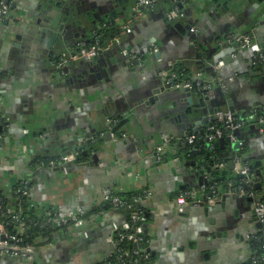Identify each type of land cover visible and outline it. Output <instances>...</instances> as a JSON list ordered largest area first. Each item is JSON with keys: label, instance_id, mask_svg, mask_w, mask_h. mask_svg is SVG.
Here are the masks:
<instances>
[{"label": "crops", "instance_id": "0c3cea01", "mask_svg": "<svg viewBox=\"0 0 264 264\" xmlns=\"http://www.w3.org/2000/svg\"><path fill=\"white\" fill-rule=\"evenodd\" d=\"M55 1L75 8L79 19L85 17L86 22L81 19L85 29L99 18L115 24L127 23L139 0ZM42 2L12 0V19H30ZM219 2L222 8L211 0L181 1L186 18L179 22L185 28L199 30L193 34L173 29L178 22L171 25L166 21L169 8L165 0H160L154 9L142 10L131 36L125 39L130 53L153 49L140 62L124 58L118 48H113L100 55L96 64L80 60L62 74L55 71V57L62 49L76 50L86 40L80 26L67 23L70 27L65 29L64 42L50 47V36H40L37 29H30L29 23L14 32L15 18L4 21L0 25V195L12 206L16 187L27 181L30 199L42 213L52 208L92 211L104 206V189L127 193L149 188L154 197L148 206L150 218L144 231L153 257L151 264H246L254 241L261 239L260 229L254 230L256 220L251 202L223 193L214 204H192L181 214L176 195L180 187L197 181L189 175V160H178L176 143L168 148L162 164L157 163L155 156L156 149L167 138L177 139L178 134L193 129L185 108L179 109L184 98L180 101L173 96L167 102L161 99L173 92L161 91V79L168 73L165 68L182 70L190 59H195L196 48L207 66L215 64L217 53L213 49L217 40L224 36L231 45L237 43V28L241 34L250 31L264 44L261 11H251L250 4H244L242 9L234 0ZM224 2L228 7H223ZM114 12L117 15L112 21ZM88 13L93 17L89 18ZM43 14L47 16V10ZM50 50L54 55L49 56ZM243 51L234 54V63L223 70L230 76L229 84H225L227 90H210L206 94L207 105L217 110L234 107L235 114L247 120L238 129L237 140L253 160L262 161L264 170V123L257 116L264 109V105L260 107L264 102V84L262 77L246 73L251 71L247 65L252 54ZM91 68L95 70L92 72ZM203 75L205 79L213 77L207 72ZM156 90L161 91L159 100L147 103L155 98ZM109 108L124 118L128 114L130 121L122 132L129 133L135 126L133 131L138 139L130 138L132 141L127 142L125 138H111ZM229 147L226 144L222 153ZM74 150L90 152L79 163L83 165L69 167V163L60 169L44 162L58 161ZM224 164L223 169H227L228 162ZM124 219V215L111 210L88 228L87 239H78L69 229L56 232L50 239L39 238L38 264H106L114 252L110 241L112 225ZM20 226L16 229L20 230ZM0 264L26 263L0 259Z\"/></svg>", "mask_w": 264, "mask_h": 264}, {"label": "built area", "instance_id": "2783aa9c", "mask_svg": "<svg viewBox=\"0 0 264 264\" xmlns=\"http://www.w3.org/2000/svg\"><path fill=\"white\" fill-rule=\"evenodd\" d=\"M160 0H139L136 3L134 8V13L127 23L121 25L122 27V37H116L108 45L109 49L112 46H121L123 42V37H127L132 33V28L135 22L141 17L142 10L145 9H154ZM186 2H198L206 0H185ZM180 4L181 1H180ZM12 1L9 0H0V25L4 21L11 18L12 13ZM167 18L169 21L179 22L183 21L186 16L182 10L177 6L168 12ZM193 34H198L199 30L196 28H191L190 30ZM240 46L244 49H249L255 53H260V61L264 63V48L258 44L254 37L251 34H242L236 40ZM153 49L145 48L143 53L135 54L130 53L127 49H122L121 54L127 56L133 62H140L144 55L148 54ZM104 51L97 43L87 46L82 44L76 54L69 55L70 61H76L79 59H85L87 61H93L98 54ZM223 66V62L217 61L214 64L215 70L219 71ZM196 81V87L199 90L209 91L215 87H220L222 90H227L225 83L222 80H217L215 83L202 82L201 78ZM165 86L171 90H177L180 88H187L190 90L194 89V83L190 80H179L178 73L175 69L168 71V73L163 78ZM216 116L218 118L217 123L229 129V131H236L243 126L237 120V115L231 110H217ZM110 124L114 123L109 120ZM236 122V124H234ZM259 122L264 123V118L261 117ZM214 131V132H212ZM224 132L223 129L218 126H213L209 129V133L205 135V140L210 144L223 138ZM230 140L232 142L238 141L236 136L230 134ZM198 140L196 135H186L180 138L181 142H188L189 144H194ZM178 142V139L167 138L163 145H160L157 148L158 158L157 161L161 162L163 159V154L171 147L174 143ZM242 146V144H241ZM75 160V156L71 153L64 154L60 157L58 161H50L51 167H58L59 164L62 166L69 164ZM236 166L240 174L243 177V186L234 187L232 182L229 183L228 188H222L223 192L226 194L237 195L242 198L251 199V208L253 211L254 218L256 222L261 224L260 236H264V192L259 193L254 188L255 185L261 183L260 179L253 174L248 166H241V160L237 159ZM264 178V176H263ZM24 186L18 189V194L23 197L30 196V187L27 182H24ZM217 186H212L207 188L205 186L200 187L194 190H187L180 192L177 196V204L179 206V211L183 212L184 209L194 201H202L206 198L209 204H214L218 198ZM211 194V195H210ZM223 195V194H222ZM102 197L104 204L109 205L113 208L114 211L124 213L128 216V219L123 223H113L112 225V236L110 238L111 243L114 245V252L111 258H115L118 264H146V261L150 259V251L146 246V239L144 237L143 223L146 221L145 214L142 210L136 209V206L140 204H149L153 199V192L149 189H143L131 198H123L118 195L113 190L104 189L102 191ZM221 198V197H220ZM90 211H87L84 208H78L73 210H65L63 208L58 209H49L44 211L45 220L42 222L41 227L46 229H60L66 228L74 233L78 239H87L89 237L88 228L91 225L96 223V220L103 213H98L91 218H87V215ZM8 213H12L11 210H8ZM42 213V214H43ZM14 221L17 224L21 225L20 230L17 229L16 232L8 230L5 224L0 221V256H7L16 259H22L29 264H38L39 263V253L37 249L30 245L25 244L22 239V235L25 233L24 225L19 222V214L13 216ZM19 230V231H18ZM50 239V237H48ZM45 238V239H48ZM125 243H130L131 248L129 250L125 249ZM124 246V247H123ZM110 258V260H111ZM110 260L106 264H111ZM253 263L264 262V256L258 257L256 253L252 252L248 261Z\"/></svg>", "mask_w": 264, "mask_h": 264}, {"label": "water", "instance_id": "95a60500", "mask_svg": "<svg viewBox=\"0 0 264 264\" xmlns=\"http://www.w3.org/2000/svg\"><path fill=\"white\" fill-rule=\"evenodd\" d=\"M43 2L41 4L38 5L37 7V13L35 16H31L30 19H26V18H15L12 17L10 19H12L14 22V28L13 31L16 32L19 29H22V26L24 25H30V29L31 30H36L37 33H40V36H50V47H54V45L56 44H61V42H64V38H65V29L69 28V22H71L72 26H80V31H81V36L82 38L87 37L85 42L86 43H92L95 42L96 40V33L100 32L101 29H103L102 27V22L104 23V20L102 18H99L98 20H96L93 24H95L94 26H88L85 29L82 27V21L84 20V18L82 17L83 20H80L78 16V13H76L75 8H71L69 7L68 3L66 2H56L55 0H42ZM208 1V0H207ZM213 3L217 4L220 8L221 7V2H219L220 0H211ZM235 3L240 6L242 9H244V7L246 5L244 4H250L251 11H255V12H260L261 11V16L264 17V0H234ZM223 7H228L227 3L224 2L222 3ZM51 9V10H50ZM47 10V16H44L43 11L46 12ZM49 11V13H48ZM88 17L91 18L93 17L92 14L88 13ZM117 15L116 12L113 13V19L112 21H115V16ZM166 16V14H165ZM260 16V17H261ZM98 18V16H96ZM28 18V17H27ZM166 21L168 23H170L171 25H174L177 22L174 21H169V19L166 17ZM9 22V21H8ZM27 22V24H26ZM43 22L45 23V25L43 26ZM83 22H86L85 20ZM109 21H106V24ZM114 24L116 22H113ZM42 25V27H40ZM119 25V24H118ZM122 25V24H121ZM40 29V30H38ZM174 30H178L179 32L182 33H187L188 31H190L191 28H185L181 22H178L175 25V28H173ZM240 29V28H239ZM239 29L237 28L235 30V32H237L236 37L234 38V41H236L242 34L239 32ZM34 32V31H33ZM248 31H246L244 34H246ZM250 32V31H249ZM251 33V32H250ZM132 34V33H131ZM130 34V36H131ZM91 36V37H90ZM20 37H18L17 39H19ZM191 38H196V35H192ZM255 39V38H254ZM47 40V39H46ZM255 41L260 44L261 47L264 48V44H262L260 41L256 40ZM85 43H80L78 48L76 50L79 49V47ZM217 47H215V49H213V52L217 53L215 59H217V61L223 62V66L219 71L215 70L214 64H211L209 66H207L206 63H204L202 61V56L199 55V52L197 50V48L194 51L195 54V59H190L189 61H191L190 63H188V65L184 68H182V71H188L189 72V77L192 78V81L194 83V89L190 90L187 88H180L177 90H171L168 87L165 86V82L163 79H161L160 84L162 83L161 86V91L162 92H166L168 91H173L170 92L167 96H163L161 97V99L163 101L167 100H171V98H173V96H175V98H177L178 100H182V98H184L183 100V104L179 105V109L182 110V106L185 108V113L188 115L187 116V121L188 123H192L191 127H193V129L188 130L187 132H185V134H178V142H176V145H174V150L175 152L178 154V160L183 161V159H187L189 161H187V166L191 167V170H189V175L195 180L197 179V181L192 182L191 184H188L187 186H182L180 187L181 191L178 192V195L180 192L183 191H187V190H194V189H198L200 187H209V186H217V194H218V198L220 199V197H222V194L224 193V190H221L222 185L221 183H223L226 180H232L230 178L234 176H238L243 178L244 176L242 174H240L239 172L236 171V162L237 159H240L242 163H247L250 165L251 169H255L257 171V173L259 175L264 176V170H262L263 167V163L262 161L259 160H253L252 156H249L248 153H243V148L241 146V143L236 141V142H232L230 139L228 141H226L224 138L219 139L218 141L214 142L213 146L212 144H210L209 142H207L205 140V135L207 133H209V129L211 127H213V123L214 121H217L218 118L216 116V111H217V107H210L208 108L207 105V101L209 100L208 97H206V94L209 91H205V90H198V92H196L195 89V85H196V81L199 79L198 77L201 78L202 82H209V83H216V81L218 80H222L225 84H229L227 83L228 80L230 79V76L228 77V75H225L223 70L230 67L235 59L233 58V55L237 53H240V51L244 52L243 50H247L250 51L252 54V57L250 58V63L247 65L248 67H250L251 71H247L246 73L249 76H259L262 77L263 84H264V63H262L260 61V53H255L249 49H244L240 46V44L237 42L233 45H231L230 39H227L226 37H220L219 40H217L216 43ZM16 47H19L18 44H16ZM113 48H118L119 51L120 50H124L127 49L128 47H126V45H121V46H112L110 47L109 50L113 49ZM76 50L69 52L66 49H62L60 50V52L57 54V56L55 57V71L59 72L60 74L62 73H66L68 71V67L67 64H74L75 62H78L80 60H85V59H79L76 61H70L68 59V53L70 55H74L76 54ZM102 53L100 55H102L104 51H101ZM264 53V50L263 52ZM54 55V51L50 50L49 52V56ZM121 56H123L121 54ZM157 56L160 58V54H157ZM124 58H129L127 56H124ZM130 59V58H129ZM99 60V59H98ZM98 60H94L92 62H94V64H96L95 62H98ZM210 61V60H208ZM216 61V62H217ZM83 62V61H82ZM93 63L91 64L92 66L94 65ZM69 65V66H70ZM184 68V69H183ZM166 69V70H165ZM164 70L165 72L170 71V67H166ZM95 70V68H91V71L93 72ZM163 70V71H164ZM209 73L211 76L213 75V77H210L208 79L204 78V72ZM164 73V72H163ZM98 78H100V76H98ZM217 89L220 90V92L223 90L218 86L216 87ZM215 89V88H213ZM160 90H156V96L155 98H150L147 103H151L154 102L155 100H159V94L161 92ZM186 98V99H185ZM165 103V102H164ZM228 104L230 106L233 105L231 100H228ZM264 105V102L261 103L260 107ZM234 107L231 108V111L234 112ZM108 113L110 112V115L107 116V118L111 121H113L114 123H112L109 127V134L111 136L112 139H116L118 137L121 138H125L124 141L130 142L132 141L130 138H137V136L134 135V127L130 128L129 133L128 132H122L123 128L129 123L130 118L128 117V114L125 116L126 118H124V116L122 115H116L112 112L111 108H109V110H107ZM262 113H264V109L261 108ZM235 113V112H234ZM237 115V114H236ZM238 116V115H237ZM241 119H243L242 117H240ZM245 120V119H243ZM211 121V122H210ZM247 121V120H245ZM234 124H236V122H234ZM203 126V129L200 130V127ZM208 126V128L206 127ZM227 131L229 132V129H227ZM214 132V131H212ZM239 132V130H238ZM132 133V134H131ZM200 134L199 137V141L200 144L202 145V147L198 148L196 146H194V144H189L188 142H181L180 138L186 136V135H198ZM237 138V137H236ZM226 142L227 144L230 145V147L228 148L229 150L226 153H222V150H224L226 148ZM170 148V147H169ZM169 150V149H168ZM167 153V151L165 152ZM165 153L163 154V159L161 162H158V164H162L164 162L165 159ZM71 154H73L75 156V160L73 162H71V164L69 165V167H73L75 166H81L83 164H79V163H83V161H85L88 157L90 152L86 151V150H81V151H73L71 152ZM155 156L158 158V154H157V149H156V154ZM85 157V160H84ZM195 158H198V160H196ZM96 160V158H94ZM228 162L227 164V169H223L224 167V163ZM58 168L62 169V165L59 164ZM57 168V169H58ZM229 181V182H230ZM258 187H261V184H258ZM176 195V203H177V196ZM211 195V194H210ZM233 195V194H232ZM236 198H240L241 200H244V198L239 197L237 195ZM247 202H251V199H247ZM201 204V205H205V204H209L207 199L204 198L202 199V201H194L191 202L188 207L192 204ZM144 206H146L148 208L149 204H144ZM187 207V208H188ZM177 210L179 211V206L177 204ZM117 212V211H115ZM180 212V211H179ZM122 215L125 216L124 213L118 212ZM185 213V212H184ZM183 213V214H184ZM147 217H149V212H147L145 214ZM126 221V218L124 219L123 222ZM121 222V223H123ZM253 222V221H252ZM119 223V222H117ZM261 228V224H259L258 222H255V229H260ZM19 231V230H18ZM218 236H220V233L218 234ZM144 237L146 239V246L149 249V243L147 242V238H146V234L144 231ZM259 241H261L259 239ZM251 249V248H250ZM150 251V249H149ZM206 257H209V254L206 255ZM0 259H4L9 261L10 263H14L15 261H22L26 264H29L28 262L22 260V259H16V258H12V257H7V256H0Z\"/></svg>", "mask_w": 264, "mask_h": 264}, {"label": "trees", "instance_id": "16d2710c", "mask_svg": "<svg viewBox=\"0 0 264 264\" xmlns=\"http://www.w3.org/2000/svg\"><path fill=\"white\" fill-rule=\"evenodd\" d=\"M12 1V0H9ZM180 1L182 0H165V4L166 6L169 8V10L175 8L176 6L180 9L183 6L182 4H180ZM13 8V5L11 6ZM246 34H250V32L248 31ZM96 40L95 42H92L91 44H86L87 46H90L92 44L97 43L98 46H100L102 49L107 50L108 45L111 43V41H113L114 38L116 37H122V27L121 24H114L111 23L110 24H105L104 25V29H102L100 32L96 33ZM123 39L125 40L126 37H123ZM78 51V50H76ZM176 72L178 73V77L179 80H190L192 81V78H190L189 76V72L188 71H182V70H176ZM195 89L196 92H198V88L195 85ZM198 89V90H197ZM264 113H262V111L260 110V112L257 114L258 116V120L262 117ZM241 116L238 115L237 116V120L239 123L243 124V119L240 118ZM213 125L218 126L219 128L223 129L224 132V136L223 138L228 141L230 138V134L235 135L236 137L239 135L238 134V130L236 131H227V129H225V127H223L222 125L218 124L217 122H215ZM1 134V133H0ZM227 144V142H226ZM228 145V144H227ZM194 146L200 148L202 147V145L200 144L199 141V137L198 140L194 143ZM245 152V150H243V153ZM69 154V153H66ZM85 160V157H84ZM46 163H50V161H44ZM244 165L248 166L251 174H253L254 176L258 177L261 181V187L259 188L258 185H255L254 188L256 189V191H258L259 193L264 192V178L262 175H259L257 173V171L255 169H251L250 165L247 163H244ZM230 182H232V185L234 187H239V186H243V178L238 177V176H234L232 178ZM228 180L224 181L221 184L226 185V187L228 188L229 186V182ZM24 182L27 181H22L18 184V186L16 187V193H15V203L11 206L10 202L8 201V199L2 195H0V221L6 225V227L8 228V230L12 231V232H16V226L18 225L16 223V221H14L13 216L15 214H19L20 216V220L19 222L21 224L24 225L25 228V233L21 236L23 239V242L25 244H30L32 246H34L36 249L39 247V243H38V239L39 238H46V237H50L52 238V236H54V234L58 231L61 230H65L66 228H60V229H46L41 227L42 222L45 220V214H42V211H40L35 204L32 202V200L30 199V196L28 197H23L20 194H18V189L23 187L25 184ZM28 183V182H27ZM29 185V183H28ZM30 187V185H29ZM211 186L207 187L210 188ZM137 192H127V193H118L119 196L123 197V198H131L134 194H136ZM136 209H140L144 212V214H146L148 212V208L146 206H144L143 204H140L138 206H136ZM8 210H11L12 213H8ZM113 210V208H111L109 205L104 204V206L100 207L99 209H94L92 211H90L87 215V218H91L93 216H95L98 213H104V212H108ZM126 220L128 219V216L125 215ZM150 218V217H149ZM149 219H147L145 222L147 223ZM144 224V223H143ZM143 226V225H142ZM261 241H257V239L254 241L253 247H252V252L256 253V256L258 257H263L264 256V236H260ZM124 247V246H123ZM131 248L130 243H125V249L129 250ZM111 264H118V262L116 261L115 258H111L110 260ZM152 260H148L146 261V264H151ZM246 264H264V262H257V263H253L252 260L248 261Z\"/></svg>", "mask_w": 264, "mask_h": 264}, {"label": "flooded vegetation", "instance_id": "af4514ba", "mask_svg": "<svg viewBox=\"0 0 264 264\" xmlns=\"http://www.w3.org/2000/svg\"><path fill=\"white\" fill-rule=\"evenodd\" d=\"M12 5H13V3H12ZM11 14H12V13H11ZM78 17H79V16H78ZM81 19H82V17H81ZM81 19H80V20H81ZM97 20H98V19H97ZM103 20H104V19H103ZM95 21H96V20H95ZM95 21H94V22H95ZM94 22L91 23V26H94V25H95V24H93ZM109 23H110V21H109L107 24H109ZM105 24H106V21L104 20V23L102 22V26H103L102 28H103V29H104V25H105ZM101 30H102V29H101ZM84 42H85V41H83V43H84ZM124 43H125V40H123V42H122L121 45H124ZM109 49H110V48H109ZM109 49L105 50V52L108 51ZM121 51H122V50L119 51L120 54H121ZM101 53H102V52H100V53L98 54V56H97L94 60L98 59V58L100 57V54H101ZM70 54H71V53H70ZM70 54L68 53V57H69ZM68 60H69V58L67 59V61H68ZM94 60H93V61H94ZM91 62H92V61H91ZM69 65H70V64H67V67H69ZM221 185H222V187H220V188H227L226 185H224V184H221ZM216 201H218V199H217ZM216 201H215V202H216ZM187 207H188V206H187ZM187 207L184 209L183 212H180V213L183 214V213L186 211ZM148 212H149V211H148ZM145 219L147 220V219H149V217H147V216L145 215ZM145 223H146V222H144V224H145ZM144 224H143V229H144ZM150 260H152V262H153V257L151 256V253H150Z\"/></svg>", "mask_w": 264, "mask_h": 264}, {"label": "rangeland", "instance_id": "374dc122", "mask_svg": "<svg viewBox=\"0 0 264 264\" xmlns=\"http://www.w3.org/2000/svg\"><path fill=\"white\" fill-rule=\"evenodd\" d=\"M84 20L86 21V18L84 17Z\"/></svg>", "mask_w": 264, "mask_h": 264}]
</instances>
